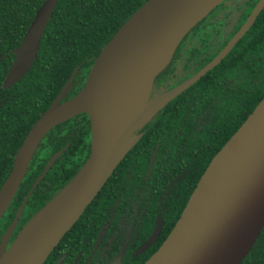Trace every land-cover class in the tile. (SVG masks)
Here are the masks:
<instances>
[{
    "label": "trees",
    "instance_id": "trees-1",
    "mask_svg": "<svg viewBox=\"0 0 264 264\" xmlns=\"http://www.w3.org/2000/svg\"><path fill=\"white\" fill-rule=\"evenodd\" d=\"M44 1L0 0V189L12 171L15 156L35 122L52 108L69 82L70 90L61 103L75 98L85 85L89 72L104 46L149 0H58L42 36L37 57L29 71L18 82L4 87L3 80L15 59L14 50L20 46ZM258 1L242 2L245 8L240 9L245 16L251 13ZM242 21L240 20V23ZM252 46L264 49V7L233 52L239 49L241 53H246ZM158 78L159 75L155 81ZM186 92L168 103L141 128L142 138L136 139L134 143L138 140L139 142L117 167L99 198L88 207L82 221L86 222L90 216L95 217L100 208L105 206L103 200L107 196L106 191L111 190L112 186L123 178L125 172L121 166L137 165L142 171L149 167L152 154L157 150L152 175L150 179L144 178L147 183L163 182L188 170L183 177L185 185L182 186L177 209H174V220L165 231L164 237L168 234L176 216L184 208L212 158L258 103L256 100L253 107L245 109L235 121L200 127L195 121L198 116V104L196 101L187 102ZM67 123L72 126L74 133L70 131L67 139H59L57 134H53L55 128L50 130L44 137L47 138L44 148H37L18 192L9 205L10 208L20 204L32 182L42 174L49 158L68 144L64 152L60 150L59 158L51 169L43 171L44 178L21 216L19 233L53 197L74 180L88 160V116L79 114ZM44 149L46 150L43 151ZM78 225L77 222L69 236L74 235ZM241 264H264V228Z\"/></svg>",
    "mask_w": 264,
    "mask_h": 264
},
{
    "label": "water",
    "instance_id": "water-1",
    "mask_svg": "<svg viewBox=\"0 0 264 264\" xmlns=\"http://www.w3.org/2000/svg\"><path fill=\"white\" fill-rule=\"evenodd\" d=\"M222 1L192 0L178 14L144 27H138L135 22L148 2L145 3L119 28L94 62L83 89L75 97H80L84 105L70 107L62 114L55 116L59 109L54 108L55 104L68 85V83L66 84L52 108L38 119L28 133L15 156L13 169L2 185L0 193L9 181L17 182L14 194L17 191L28 165L26 164L24 167V157L31 149L33 142L36 140L39 142L54 125L81 112H87L92 122L91 154L77 177L62 191L63 193L75 182L71 199L65 201L60 209L55 211L54 219L44 230L37 232L34 242L29 244L20 255H17L18 243L39 217L31 220L8 246L19 217L33 189L44 174L36 180L19 207L13 222L3 235L0 245V264H10V261H13L14 264H43L49 253L79 219L138 138V136L132 135L128 146L119 155H113L116 132L110 131L107 126L101 98V88L111 62V55L134 42H151L159 45L175 43L173 55L186 33ZM57 3L58 0H45L37 10L20 46L14 50L15 59L3 80L4 87L18 82L29 71L37 57L42 36ZM263 7L264 0H260L243 27L213 62L174 89L154 98L151 103L158 107L154 114L217 64L251 27ZM78 69L79 67L75 72ZM55 159L56 156L50 160L46 170ZM80 174H82V179L77 180ZM263 228L264 97L212 158L174 227L144 264H206L213 258L223 255L225 249L243 240L251 239L250 246L237 263L241 264Z\"/></svg>",
    "mask_w": 264,
    "mask_h": 264
},
{
    "label": "flooded vegetation",
    "instance_id": "flooded-vegetation-1",
    "mask_svg": "<svg viewBox=\"0 0 264 264\" xmlns=\"http://www.w3.org/2000/svg\"><path fill=\"white\" fill-rule=\"evenodd\" d=\"M246 1L250 2V0H223L186 33L176 47L168 64L158 73L159 78L153 82L148 101L174 89L182 82L196 75L221 54L235 34L243 27L260 0L247 16H245V13L241 10L245 8L242 2ZM240 20L243 21L240 23ZM244 35L217 64L208 69L197 81L184 89L168 103L187 91L186 101H196L198 104L196 106L199 107V110H197L198 116L195 117V121L200 127L235 121L242 115L245 109L253 107L256 100H258L259 103L264 97V49L252 46L246 53H241L239 49L233 52ZM154 87H156V95L152 97L151 94ZM69 102L60 103L57 108H61ZM79 114L87 115L90 122V156L92 150V122L87 112H81L54 125L42 136L33 151L27 168L37 148H44L47 142V138L44 139V137L50 130L55 128L53 134H57L59 139H67V134L70 131L74 133L72 126L67 122ZM156 114H154L153 117ZM141 128H143V126L137 129L133 134V136L138 135L139 140L143 136V132L140 131ZM137 143H133L128 152H130ZM67 146L68 144L60 150L64 152ZM45 150L46 149L43 151ZM60 150L55 152L56 155L53 157L56 156V159L48 170L51 169L59 158ZM141 151L142 150H140V152ZM128 152L116 166L111 176L125 159ZM168 153L173 152L168 151ZM152 156L153 158L150 161L149 167L144 168L142 171L139 170L141 167L137 165L121 166L120 168L123 169L125 173L119 182L114 185L112 183L113 186L111 190L106 191L107 196L105 200H103L105 206L100 208L101 210L96 213L95 217L90 216L86 222L82 221L81 219L86 215L88 207L99 198L110 176L91 203L83 211L79 219L49 253L43 264H144L166 239L184 209L183 208L176 216L172 228L164 237L165 231L174 220L173 216H175L176 211L174 209H177L182 186L185 185V183H183V177L185 173L188 172V170H184L183 174L177 173L175 176H171V179L163 180V182L147 183L144 178L150 179L152 175L155 162L154 156H157V150L153 152ZM51 159L49 158L47 164L44 166L41 172L42 174L32 182L20 204L16 207L13 206L9 208L8 206V212L6 209L1 216L0 245L3 235L13 222L19 207L29 194L33 184L41 175L45 174V171H48L46 168ZM186 169H188V167H186ZM43 178L33 189L31 196ZM19 186L12 200L18 192ZM103 192L105 193V191ZM58 195L53 197L51 202ZM51 202L44 206L41 212L33 219L35 220L36 217L40 216ZM13 210H15L14 213ZM21 216L9 239L8 246L13 242L20 231L19 223L21 221ZM77 222L79 225L74 235L69 236V233Z\"/></svg>",
    "mask_w": 264,
    "mask_h": 264
},
{
    "label": "bare ground",
    "instance_id": "bare-ground-1",
    "mask_svg": "<svg viewBox=\"0 0 264 264\" xmlns=\"http://www.w3.org/2000/svg\"><path fill=\"white\" fill-rule=\"evenodd\" d=\"M192 0H150L140 12L135 25L144 27L158 20H164L179 13ZM175 43L152 44L151 42H134L111 55V62L101 88L104 118L108 128L116 132L113 155H119L129 144L134 132L144 126L154 115L157 108L148 101L154 78L164 69L172 55ZM80 97L75 98L56 111L55 116L62 114L73 106H83ZM141 114V115H140ZM38 140L24 157V167ZM24 169V168H23ZM82 179L80 174L77 180ZM75 182L69 186L54 202L45 208L32 224L30 230L21 238L16 248L20 255L26 247L34 242L37 232L44 230L54 219V213L62 204L71 199ZM17 182H8L0 193V216L14 194ZM251 244V239L225 249L223 255L213 258L206 264H237ZM10 264H14L10 261Z\"/></svg>",
    "mask_w": 264,
    "mask_h": 264
},
{
    "label": "rangeland",
    "instance_id": "rangeland-1",
    "mask_svg": "<svg viewBox=\"0 0 264 264\" xmlns=\"http://www.w3.org/2000/svg\"><path fill=\"white\" fill-rule=\"evenodd\" d=\"M154 81H155V80H154ZM69 88H70V82L68 83V85H67L66 88L64 89V91H63V93H62V95H61L59 101L55 104V107H54L55 109H57L58 105L62 102L63 98L66 96L67 92L70 90ZM155 92H156V87L153 88V92H152V94H151L152 97H153V96L155 97V95H156Z\"/></svg>",
    "mask_w": 264,
    "mask_h": 264
}]
</instances>
